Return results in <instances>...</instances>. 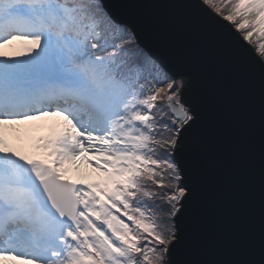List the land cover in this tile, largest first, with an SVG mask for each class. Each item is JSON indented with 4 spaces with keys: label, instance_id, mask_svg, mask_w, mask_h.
I'll list each match as a JSON object with an SVG mask.
<instances>
[{
    "label": "snow or ice",
    "instance_id": "snow-or-ice-1",
    "mask_svg": "<svg viewBox=\"0 0 264 264\" xmlns=\"http://www.w3.org/2000/svg\"><path fill=\"white\" fill-rule=\"evenodd\" d=\"M153 6L199 19L235 52L264 156V0ZM17 43L26 58L0 51V264H178L191 191L174 153L198 120L184 76L141 57L101 0H0V50Z\"/></svg>",
    "mask_w": 264,
    "mask_h": 264
},
{
    "label": "water",
    "instance_id": "water-1",
    "mask_svg": "<svg viewBox=\"0 0 264 264\" xmlns=\"http://www.w3.org/2000/svg\"><path fill=\"white\" fill-rule=\"evenodd\" d=\"M163 0H101L117 25L168 71L198 114L174 153L191 196L181 209L178 264H264V156L258 122L245 107L249 81L217 31ZM219 20V17H217ZM231 28L227 22L220 21ZM248 55L259 61L255 44Z\"/></svg>",
    "mask_w": 264,
    "mask_h": 264
},
{
    "label": "rangeland",
    "instance_id": "rangeland-1",
    "mask_svg": "<svg viewBox=\"0 0 264 264\" xmlns=\"http://www.w3.org/2000/svg\"><path fill=\"white\" fill-rule=\"evenodd\" d=\"M254 39H255V37H254ZM26 47H27L26 45L17 43V44L8 45L7 47H5L4 49H2L0 51H3V53L5 54V57L7 55H13V58L14 59H17V58H26V57H21V56H18L17 55L18 53H20ZM255 47H256V45H255ZM157 105H158V107H164V102L158 100L157 101ZM164 119H165L166 122H169L170 123V114L168 116H165ZM27 128L33 129V131H30L29 134H28L29 135V138L32 137V136L43 135L44 134V131H46V130L40 131L39 129L38 130L35 129V125H33V124L28 125ZM23 142L24 143H22V144H23V146H25L28 143V140H24ZM23 146H21V147H23ZM85 172L89 175V179L90 180L96 181V180L99 179V177L97 176V174L91 172V170H85Z\"/></svg>",
    "mask_w": 264,
    "mask_h": 264
},
{
    "label": "bare ground",
    "instance_id": "bare-ground-1",
    "mask_svg": "<svg viewBox=\"0 0 264 264\" xmlns=\"http://www.w3.org/2000/svg\"><path fill=\"white\" fill-rule=\"evenodd\" d=\"M6 57H12L13 58V55H7ZM51 123H52V121L46 120V121H34L31 124L35 125V129L38 130V129L42 128L43 130H40V131H44L47 129V125H49ZM27 127H28V125L25 126V128H27ZM22 143H24V142H22ZM20 146H23V144H21Z\"/></svg>",
    "mask_w": 264,
    "mask_h": 264
},
{
    "label": "trees",
    "instance_id": "trees-1",
    "mask_svg": "<svg viewBox=\"0 0 264 264\" xmlns=\"http://www.w3.org/2000/svg\"><path fill=\"white\" fill-rule=\"evenodd\" d=\"M138 50H139V53H140L141 56H144V55H145V53H144L141 49L138 48ZM153 113H154L155 115H157V118H158V119L160 118V113H159L156 109L153 110ZM129 223H130V222H129Z\"/></svg>",
    "mask_w": 264,
    "mask_h": 264
}]
</instances>
